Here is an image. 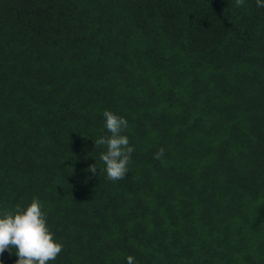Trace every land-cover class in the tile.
Listing matches in <instances>:
<instances>
[{
	"label": "trees",
	"instance_id": "obj_1",
	"mask_svg": "<svg viewBox=\"0 0 264 264\" xmlns=\"http://www.w3.org/2000/svg\"><path fill=\"white\" fill-rule=\"evenodd\" d=\"M105 110L135 149L118 181ZM34 197L50 264H264V7L0 0V212Z\"/></svg>",
	"mask_w": 264,
	"mask_h": 264
},
{
	"label": "clouds",
	"instance_id": "obj_2",
	"mask_svg": "<svg viewBox=\"0 0 264 264\" xmlns=\"http://www.w3.org/2000/svg\"><path fill=\"white\" fill-rule=\"evenodd\" d=\"M245 0H235L237 7L243 6ZM258 7H264V0H256ZM105 127L109 136H101L94 141L95 147L104 146L105 152L100 159L105 164L107 179L122 180L127 176L128 166L134 147L130 146L129 138L122 133L128 128V121L109 110L103 112ZM165 149L161 147L154 159L163 160ZM93 175L97 173L96 164L88 168ZM43 205L34 197L29 205L0 212V255L15 249L18 257L16 264H50L63 251V244L56 241L54 233L49 229ZM127 264H134L132 256L127 257Z\"/></svg>",
	"mask_w": 264,
	"mask_h": 264
}]
</instances>
